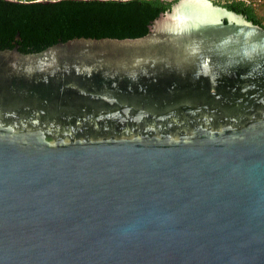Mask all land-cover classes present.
Wrapping results in <instances>:
<instances>
[{
  "label": "water",
  "instance_id": "water-1",
  "mask_svg": "<svg viewBox=\"0 0 264 264\" xmlns=\"http://www.w3.org/2000/svg\"><path fill=\"white\" fill-rule=\"evenodd\" d=\"M0 264H264V28L179 0L0 49Z\"/></svg>",
  "mask_w": 264,
  "mask_h": 264
},
{
  "label": "trees",
  "instance_id": "trees-1",
  "mask_svg": "<svg viewBox=\"0 0 264 264\" xmlns=\"http://www.w3.org/2000/svg\"><path fill=\"white\" fill-rule=\"evenodd\" d=\"M177 1L0 0V49L37 53L74 38H139L149 33L154 22ZM212 2L264 28V0ZM190 118L186 116L181 122L187 123ZM144 122L152 124L154 120ZM96 125L91 123L90 129ZM140 127L121 124L113 133L122 135L127 129L132 132Z\"/></svg>",
  "mask_w": 264,
  "mask_h": 264
}]
</instances>
